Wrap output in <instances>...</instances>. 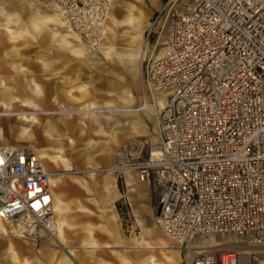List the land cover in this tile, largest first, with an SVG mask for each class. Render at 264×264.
<instances>
[{"label":"rangeland","instance_id":"obj_1","mask_svg":"<svg viewBox=\"0 0 264 264\" xmlns=\"http://www.w3.org/2000/svg\"><path fill=\"white\" fill-rule=\"evenodd\" d=\"M189 1L175 0L167 6L168 1L161 0L165 12L151 36L143 33L149 30L150 20H155L160 9L151 2L117 1L111 7L114 24L108 19L105 28L110 44L104 41L107 45L101 44L91 51L86 43L81 46L69 37L68 29L49 21L54 9L47 0H0V91L5 88L4 80L11 86L8 82L11 76L20 70L29 71L42 89L51 92L49 109L62 110L60 106L65 103L56 97L62 91H69L72 100L65 110L75 112L69 119L74 123L84 122L82 133L64 132L65 141L59 133H53L51 138L44 134L41 137L40 133L38 138L27 140L21 134L17 114L25 113L37 122L43 107L24 106V100L19 103L0 98V145L26 149L35 144L39 148L41 139L44 140L41 146L56 158L55 163L46 167L57 174V194L68 207L63 242L59 240L62 224L49 231L36 228L29 232L30 228L21 221L3 223L0 264H142L132 260L135 255L141 258L153 255L159 260L163 253L158 249L143 250L146 245H132V240L138 239L155 248L152 239L157 238L165 240L179 254L178 264L201 251L193 247H208L211 242L222 246L208 251L233 252L238 256L249 253V264H264V249H249L239 238L205 237L189 250L180 249L163 234L155 220L158 186L153 174L145 182L128 170H114L106 176L105 170L116 167L121 151H126L128 159L149 161L152 146L161 145L159 105L153 98L159 92L147 80V64L166 48L171 33L169 11L172 15L186 11ZM132 7L143 14L142 18L139 14L134 18L141 23L134 31L130 29ZM61 43L90 61L75 57ZM142 46L146 52L143 58ZM134 81L139 85L137 89ZM146 104L153 105V109L144 111ZM52 117L57 115L38 116L42 122ZM36 125L41 131L40 124ZM106 182L115 185L111 199L103 187ZM109 224L114 233L118 232V240L109 233ZM91 242L94 244L90 245ZM122 258L125 263H121Z\"/></svg>","mask_w":264,"mask_h":264},{"label":"built area","instance_id":"obj_2","mask_svg":"<svg viewBox=\"0 0 264 264\" xmlns=\"http://www.w3.org/2000/svg\"><path fill=\"white\" fill-rule=\"evenodd\" d=\"M47 1L94 48L118 0ZM170 20L164 57L147 64L148 82L166 94L161 157L121 151L115 171L140 182L155 176L156 222L180 249L205 237L264 248V0H190ZM51 208L42 160L30 149L0 147V220L49 231ZM238 257L207 251L182 264H238Z\"/></svg>","mask_w":264,"mask_h":264},{"label":"bare ground","instance_id":"obj_3","mask_svg":"<svg viewBox=\"0 0 264 264\" xmlns=\"http://www.w3.org/2000/svg\"><path fill=\"white\" fill-rule=\"evenodd\" d=\"M136 1L140 2L141 4H145L146 2H148V3L151 2V4L153 6L159 8V9H162V5L160 4L161 0H136ZM167 1H168V5L167 6H169L172 2H175V0H167ZM187 4H189V2H187ZM53 9H54V14L51 17V19H49V21L50 20L53 21L54 24L57 27H60L61 29L62 28L67 29V27L65 25V22L63 21V18L59 14L58 10L56 8H54V7H53ZM57 12H58L59 15L57 14ZM111 12L112 11L110 9L107 20L109 19V21L114 24V18L112 17L113 14H111ZM141 13L142 12L140 10H138V9L136 10L134 7H132V9H130L129 16H130V19H132L131 22H132V25H133L130 29L132 31L135 30V27L138 28V29L140 28L141 23H139V20H140L139 18L143 17V14H141ZM136 15L139 16V18H138L139 20L138 21H136L134 19V18H136ZM158 15L161 17V13H159ZM170 15L172 16V18H174L176 16L175 14L172 15V12L169 11V16ZM160 17L157 18V22L155 20H153V23H152L153 26L158 23ZM105 28H106V23H105L103 29L100 32V39H99L98 44L94 48H91V51L98 49V47L101 44H104V46L107 45L104 41H106L107 43L109 42V40L105 37V33H106L105 32L106 31ZM68 32H71V31L69 30ZM109 33H110V31H109ZM68 35H69V37L73 38L76 42H78L81 46L84 45V41H82L81 38L78 35L73 34V32H71V34H68ZM108 44H110V43H108ZM142 47L143 48H142V51H141V57L143 58L144 54H145L144 53L145 52V47L144 46H142ZM85 48H87V47H85ZM106 52L104 53L105 56L108 55ZM81 55H87V54H86V52H81ZM164 55H165V50H160L159 54L156 55L155 59L156 60H160V59H162L164 57ZM129 59H131V58H129ZM27 83H28L30 89H29V93L27 95L28 98H27V100H24L23 105L24 106L27 105V106L35 108V107H37V105H35L34 102L35 103L36 102H41V100L44 99V96H43L42 91L38 88V86L36 84L33 83L32 79L30 77L27 78ZM133 84H134L135 88L137 89L138 86H139L137 84V82L134 81ZM157 92H159V91H157ZM152 93H154V92H152ZM20 94H21V92H15L13 90H8V89L4 88L2 91H0V98L6 99V100H9V101H14V102L19 101V103H22V100L19 99ZM14 95H17L19 97H16ZM153 98H154L155 104L157 103L159 105V112H158V117H159L161 111L165 107L166 94L164 92H159L158 94L156 93L155 97L153 96ZM69 100H70V98H69ZM61 108H62V110L56 111L55 114L65 115L66 118H62L59 121V123H54L53 121L50 122L48 127H47V130L51 134L53 132L59 133L60 139L65 141V137H67L66 136L67 134H63L61 132L74 133L75 131H80L82 133L83 130H84V122H83V120L76 121V123L72 122L71 119H69V117H70V115H73V113H75V112H68L67 110H65L66 109L65 107H61ZM150 108L153 109V105H149V104L147 105L146 104V106L143 108V110L147 111ZM52 112H48V113L52 114ZM17 116L19 117V120H20V123H21L20 124L21 127H22V129H21L22 133L21 134L23 135V137L26 138L27 140H32L34 138H38V133L39 132H38L37 125H36L38 121L36 122V120L33 119V118L32 119L27 118L25 113H19V114H17ZM158 129L160 131L159 127H158ZM68 139H70V138H68ZM0 147L6 148V149H9V150H23V149L16 148V147H13V146H10V145H0ZM26 149L32 150L34 152V154H36L42 160L44 171H46V173L48 174L49 182H50V186H51V193H52L51 214L53 215V218L55 219L53 223H50L49 227L51 228L50 230H53L54 226H57V225L61 226V222H62L61 220H62L63 210H64V203L61 200L59 194H57V189H58L57 174L49 171L47 169V167H46V164H51L52 162L55 163V159L56 158H52L45 151H43L41 148H37L35 144H30ZM150 156H151L152 161H159V159L161 157V149H160V146L158 144L152 146ZM118 160L119 159H117V161ZM120 161H122V159H120ZM64 164H65V162H64ZM66 166H68V164ZM115 169H116V167L114 169L105 170V172L107 173L106 176L108 177V175L113 173ZM103 187H104V190L106 191V193L108 194L110 192L111 188L114 187V183L106 182V183H104ZM155 220H156V215H155ZM3 223L4 222H2L0 220V233H5V230L2 227ZM8 223H10V222H8ZM32 230L33 229L30 228L29 232H31ZM152 240L156 243V244L154 243L155 244V248L150 247L149 245L147 246V243H143V242H141L138 239L132 240V245H139V246L146 245V247L144 249L142 247L141 248L143 250H148V251L149 250H153V249H158V250L162 251L163 254L160 255L159 260H157L156 257H154L153 255H150L147 258H141L140 256L138 257L137 255H135L134 259H132L133 261L141 262L142 264H178L179 263V260H180L179 254H175L174 251H173V248L170 247L166 243L165 240H162L161 238L160 239H158V238L157 239H152ZM245 243L247 244V247L249 249H254L255 248V246L251 242H245ZM220 246H222V245L218 244L217 242H211L210 246H208V247H206V246L205 247L195 246L192 249L193 250H201V251L195 252V254H200V253L207 252L208 249H210V248L212 249V248H216V247H220ZM260 248H262V247H260ZM256 249H259V248H256ZM262 249H264V248H262ZM170 250L172 252H170ZM166 251H168V252H166ZM262 253H264V252H262ZM244 255L238 257V264H249V258H250L249 253L248 254H244ZM125 262H126L125 258H122L121 259V263H125ZM25 264H28V263H25Z\"/></svg>","mask_w":264,"mask_h":264},{"label":"crops","instance_id":"obj_4","mask_svg":"<svg viewBox=\"0 0 264 264\" xmlns=\"http://www.w3.org/2000/svg\"><path fill=\"white\" fill-rule=\"evenodd\" d=\"M162 5V4H161ZM160 5V6H161ZM159 13H161V15H162V13H164L165 11H163V6H162V9H160L159 11H158ZM172 18V16L170 15V16H168V18ZM161 18V17H160ZM167 18V19H168ZM153 20H150V25L151 26H149L150 28H149V30H148V28L145 30V32L143 33V36L144 35H146V34H148V33H150V36L153 34V33H155V30H156V25H154L153 26ZM149 31V32H148ZM144 38V37H143ZM168 41H169V38H168ZM167 41V42H168ZM61 45L63 46V48H65L67 51H69L72 55H74L75 57H80V58H84V59H86L85 57H82V56H79V55H77V54H74L71 50H69L68 48H66V46L65 45H63V43H61ZM147 48L148 47H146V51H147ZM145 54H146V52H145ZM144 54V55H145ZM87 60V59H86ZM87 61H90V60H87ZM91 61L94 63V61H93V59H91ZM31 78L32 79V81H33V83L34 84H36L37 86H38V88L42 91V93H43V96H44V99L43 100H41V102H36V104H37V107H43V109L44 110H42V111H39L38 112V115H37V119H38V123L40 124V126H41V131H40V129H38V135L41 133V137H42V134H44V135H46L47 137H49V138H51L52 137V134L53 133H56V132H53L52 134L51 133H49V131L47 130V127H48V125H49V123L50 122H54V123H59V121L62 119V118H66V116L65 115H60V114H55L56 113V111H58V110H53V109H49V107L47 106V104H48V100H49V98H50V91L49 90H44V89H42L41 88V86H39V84H37L36 82H35V78H33V74L31 73V72H27V71H23V70H20V72H18L16 75H14V76H11V78L9 79V84L11 85V86H7V84H6V82H5V80H4V82H3V84H4V86H5V88H10L11 90H13V91H15V92H21V94H20V97H19V99L20 100H27V98H28V93H29V85H28V83H27V78ZM2 78V77H1ZM3 79V78H2ZM1 89V88H0ZM28 91V92H27ZM59 95H57V97H56V100H58V101H64V106H62L63 104H61V106H60V108L61 107H69L68 106V103H71V101L69 100V98L70 99H72V96H70V92L69 91H65V92H60V93H58ZM61 102V103H62ZM53 111V112H52ZM46 112V113H45ZM48 112H52V114H49ZM41 115H51V116H56L57 115V117H52V118H50V119H48L47 120V122H42V120L40 119V118H38V116H41ZM61 133H63L64 134V132H61ZM40 137V138H41ZM43 142H44V140H42L41 139V144H43ZM41 144L39 145V148H41L43 151H45L48 155H50L51 157H52V154L53 153H50L47 149H45V148H43L42 146H41ZM114 187H115V185H114ZM114 187H112L111 188V190H110V192L108 193V194H110V199L112 198V195L113 194H115V191H114ZM58 193H59V191H58ZM63 199V198H62ZM63 203H64V210H63V216H62V222H61V224H62V226H61V234H60V238H59V240L61 241V242H63L64 241V237H63V226H64V224H65V221H64V215L66 214V212H67V210H68V207H67V204L64 202V200H63ZM108 231H109V233H111V234H113V236L114 237H116L115 239L116 240H118V238H117V236H118V232H113L114 230L112 229V225H108ZM94 243L93 242H91L90 243V245H93Z\"/></svg>","mask_w":264,"mask_h":264}]
</instances>
